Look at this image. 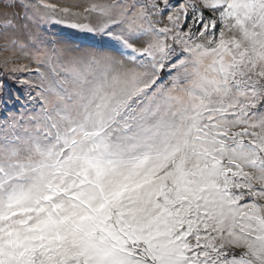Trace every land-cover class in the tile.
Instances as JSON below:
<instances>
[{
	"label": "snow or ice",
	"instance_id": "6c2138e0",
	"mask_svg": "<svg viewBox=\"0 0 264 264\" xmlns=\"http://www.w3.org/2000/svg\"><path fill=\"white\" fill-rule=\"evenodd\" d=\"M0 56V264H264V0H0Z\"/></svg>",
	"mask_w": 264,
	"mask_h": 264
},
{
	"label": "rangeland",
	"instance_id": "374dc122",
	"mask_svg": "<svg viewBox=\"0 0 264 264\" xmlns=\"http://www.w3.org/2000/svg\"><path fill=\"white\" fill-rule=\"evenodd\" d=\"M51 3H58L62 6H68L72 4H84L87 3L88 0H49ZM55 28H59V26H55ZM0 59H3L2 56H0ZM23 63H27L26 60L22 61ZM0 85L6 86V89L10 90L13 94H20L23 96L25 94V89L21 87L18 83L15 81H12L8 79L7 74L4 72V69L0 67Z\"/></svg>",
	"mask_w": 264,
	"mask_h": 264
}]
</instances>
